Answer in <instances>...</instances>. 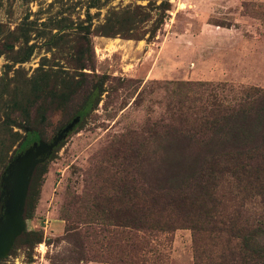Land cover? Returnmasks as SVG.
Here are the masks:
<instances>
[{
	"label": "rangeland",
	"instance_id": "1",
	"mask_svg": "<svg viewBox=\"0 0 264 264\" xmlns=\"http://www.w3.org/2000/svg\"><path fill=\"white\" fill-rule=\"evenodd\" d=\"M36 75L54 93L96 76L104 92L36 166L25 230L0 264H105L80 256L110 235L101 213L143 205L145 191L201 164L161 135L168 83L264 89V0H0V209L7 167L34 140L28 129L50 141L81 104L80 95L64 106L33 92ZM146 238L139 264H196V250H210L188 227Z\"/></svg>",
	"mask_w": 264,
	"mask_h": 264
},
{
	"label": "trees",
	"instance_id": "2",
	"mask_svg": "<svg viewBox=\"0 0 264 264\" xmlns=\"http://www.w3.org/2000/svg\"><path fill=\"white\" fill-rule=\"evenodd\" d=\"M82 82L85 86L73 82L72 90L54 93L48 78L36 75L32 91L51 94L53 102L64 106L80 95V107L71 116L81 119L104 92L100 77ZM168 84L173 100L161 135H173L180 158L193 155L201 164L196 172L156 193L145 191L143 205L102 212L105 220L113 222L110 235L94 237L95 246L91 243L87 248L91 254L82 252L81 258L139 264L141 251L148 246L147 235L188 227L195 240L203 238L210 246L196 250V264H264V244H255L259 236L264 238V89L209 81ZM28 130L32 139H39ZM166 147L161 149L164 153ZM232 200L237 201L235 206ZM35 240L40 242L42 235Z\"/></svg>",
	"mask_w": 264,
	"mask_h": 264
},
{
	"label": "water",
	"instance_id": "3",
	"mask_svg": "<svg viewBox=\"0 0 264 264\" xmlns=\"http://www.w3.org/2000/svg\"><path fill=\"white\" fill-rule=\"evenodd\" d=\"M79 119L78 116L74 117L50 141L37 139L9 163L2 186L4 199L0 215V258L7 254L15 239L25 230L24 208L36 166L50 155Z\"/></svg>",
	"mask_w": 264,
	"mask_h": 264
},
{
	"label": "flooded vegetation",
	"instance_id": "4",
	"mask_svg": "<svg viewBox=\"0 0 264 264\" xmlns=\"http://www.w3.org/2000/svg\"><path fill=\"white\" fill-rule=\"evenodd\" d=\"M34 141H36V140H33L32 143H33ZM32 143H31V144H32ZM24 150H25V149H24ZM24 150H23V151H24ZM21 152H22V151H21ZM21 152H20V153H21ZM18 154H19V153H18ZM16 155H17V154H16ZM16 155H15V156H16ZM15 156H14V157H15ZM2 206H3V205H2Z\"/></svg>",
	"mask_w": 264,
	"mask_h": 264
}]
</instances>
